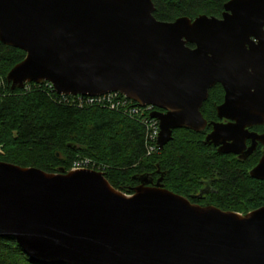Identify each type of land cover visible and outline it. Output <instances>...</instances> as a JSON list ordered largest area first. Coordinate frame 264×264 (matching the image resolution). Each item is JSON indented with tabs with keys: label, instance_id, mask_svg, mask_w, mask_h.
<instances>
[{
	"label": "water",
	"instance_id": "water-1",
	"mask_svg": "<svg viewBox=\"0 0 264 264\" xmlns=\"http://www.w3.org/2000/svg\"><path fill=\"white\" fill-rule=\"evenodd\" d=\"M155 10L153 0H0V43L26 53L7 81L153 106L160 150L175 129L206 128L201 109L221 85L219 116L236 124L216 125L206 143L238 154L244 129L264 125V0H231L219 19L162 22ZM251 176L264 180V154ZM138 180L128 196L99 172L0 161V238L40 264H264V207L226 212L193 204L162 178Z\"/></svg>",
	"mask_w": 264,
	"mask_h": 264
},
{
	"label": "trees",
	"instance_id": "trees-1",
	"mask_svg": "<svg viewBox=\"0 0 264 264\" xmlns=\"http://www.w3.org/2000/svg\"><path fill=\"white\" fill-rule=\"evenodd\" d=\"M162 22L188 17L222 18L231 0H153ZM192 47V46H191ZM26 53L0 43V161L47 173L69 172L79 158L106 166L105 176L117 190L133 194L138 178H162L165 189L181 196L197 194L205 181L215 193L208 203L224 211L247 214L264 206V180L249 176L258 157L240 162L205 144L204 132L179 129L156 154L148 155L146 124L78 97L58 95L48 83L12 90L10 71ZM220 85L209 92L202 114L213 116L223 101ZM207 111V112H206ZM0 264H40L31 260L14 238H0Z\"/></svg>",
	"mask_w": 264,
	"mask_h": 264
},
{
	"label": "flooded vegetation",
	"instance_id": "flooded-vegetation-1",
	"mask_svg": "<svg viewBox=\"0 0 264 264\" xmlns=\"http://www.w3.org/2000/svg\"><path fill=\"white\" fill-rule=\"evenodd\" d=\"M222 89L224 92L223 101L216 106L215 111H214L215 114L213 116H210V115H208L207 111H206L207 115L202 114L205 121L207 122L206 128L203 131H201V132H204V134H205V144H207L206 142H207L208 136L214 132V130H215L214 128L216 125H220L222 127H231V126L236 124V122L234 120H231L228 118H220V116H219L218 108L225 103V95H226L223 87H222ZM179 129H187V128H178V129H175L174 131L179 130ZM262 135H264V125H254V126L246 127L244 129L243 139L240 142V146L236 149L238 151V154L220 152V149L225 144L215 145L212 143V144H207V145L211 146L219 154L227 155V156H233V157L237 158L238 160H240V162H245V161L249 160L250 157H253V156L258 157V160H257V163L255 164V166H253L252 168H250L248 170L249 176L252 177L251 176L252 169L258 165V163L260 162V160L264 154V145L259 140V137H261ZM172 139H173V135H172ZM242 142H243V144H242ZM230 144H233V142L232 141H226V145H230ZM158 180L159 179L154 180V183H156ZM215 191L216 190L214 188L213 182L212 181H205L204 185L202 186V188L200 189V191L197 194L191 195L189 198L185 197V196H183V197L189 199L193 204H198L200 206H214L213 204L208 203L207 200H209V197L213 193H215ZM201 193H202V195H201ZM200 195H201V197H199ZM215 207H217V206H215ZM217 208H219V207H217ZM219 209H221V208H219ZM226 212H229V211H226ZM239 214H241V213H239Z\"/></svg>",
	"mask_w": 264,
	"mask_h": 264
},
{
	"label": "built area",
	"instance_id": "built-area-1",
	"mask_svg": "<svg viewBox=\"0 0 264 264\" xmlns=\"http://www.w3.org/2000/svg\"><path fill=\"white\" fill-rule=\"evenodd\" d=\"M49 84V83H48ZM51 85V84H50ZM53 88V86L51 85ZM54 89V88H53ZM55 91V89H54ZM56 92V91H55ZM63 96V95H62ZM71 97V96H64ZM80 101L86 102L89 106H102L111 110H116L128 115L130 118L141 121L146 124L150 132V142L148 144V155H154L159 151L158 139L160 136V123L158 120L151 118V113L154 111L153 106L142 107L129 100L127 97L120 93H108L101 96H77ZM0 154L4 155L1 151ZM106 166L97 165L95 162L88 158H79L73 163L72 170H94L104 172Z\"/></svg>",
	"mask_w": 264,
	"mask_h": 264
},
{
	"label": "rangeland",
	"instance_id": "rangeland-1",
	"mask_svg": "<svg viewBox=\"0 0 264 264\" xmlns=\"http://www.w3.org/2000/svg\"><path fill=\"white\" fill-rule=\"evenodd\" d=\"M1 151L3 152V150H2V148H1ZM124 193V192H123ZM262 208V207H261ZM260 209V208H259ZM257 210V209H256ZM255 211V210H254ZM251 212H253V211H250V212H248L247 214H249V213H251ZM247 214H245V215H247ZM244 215V214H243Z\"/></svg>",
	"mask_w": 264,
	"mask_h": 264
},
{
	"label": "bare ground",
	"instance_id": "bare-ground-1",
	"mask_svg": "<svg viewBox=\"0 0 264 264\" xmlns=\"http://www.w3.org/2000/svg\"><path fill=\"white\" fill-rule=\"evenodd\" d=\"M71 172H77V171H75V170H72Z\"/></svg>",
	"mask_w": 264,
	"mask_h": 264
}]
</instances>
